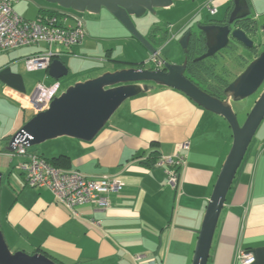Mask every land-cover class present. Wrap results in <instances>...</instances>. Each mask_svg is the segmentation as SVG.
I'll return each mask as SVG.
<instances>
[{"label":"crops","instance_id":"obj_1","mask_svg":"<svg viewBox=\"0 0 264 264\" xmlns=\"http://www.w3.org/2000/svg\"><path fill=\"white\" fill-rule=\"evenodd\" d=\"M210 1L218 8L215 15L210 13L215 17L212 20H221L232 10L233 0H182V6L174 3L161 9L184 14L178 26L168 22V28L165 16V23L160 17L153 21L149 13L133 17V21L162 53L171 37L174 40L187 27L203 22L198 10ZM249 2L252 13L259 15L258 25H263L264 0ZM40 7L27 1L19 14L33 19ZM189 14L194 15L192 19L178 28ZM86 16L82 43L69 51L62 49L58 58L68 69V75L59 81L49 70L27 69L25 59L42 47H20L0 54V225L6 242L15 252L48 253L60 264H192L208 204L233 146V134L223 117L204 110L183 93L155 86L127 100L91 142L60 137L27 148L28 155L56 159L63 165L61 169L79 171L89 179H119L123 189L110 195L107 209L86 205L73 214L49 189L26 184L18 168L20 162L28 161L26 156L9 155L11 137L30 119L25 97L32 96L38 84L59 82L64 92L76 83L141 65L151 57L107 10ZM105 29L108 34L103 33ZM165 35L167 40L159 43ZM116 45H124L125 50ZM167 53V57L162 53L165 61L181 63L174 60L177 47ZM184 54L186 57V51ZM222 60L230 71L229 82L247 66L228 56ZM241 103L233 107L243 124L251 110L236 107ZM185 143L190 149L184 153ZM177 153L187 158L178 188L173 189L166 169L146 160L157 155L158 161ZM241 251L253 254L252 264H264V121L226 199L208 264H243L238 259Z\"/></svg>","mask_w":264,"mask_h":264},{"label":"water","instance_id":"obj_2","mask_svg":"<svg viewBox=\"0 0 264 264\" xmlns=\"http://www.w3.org/2000/svg\"><path fill=\"white\" fill-rule=\"evenodd\" d=\"M76 13L100 14L105 9L151 55L156 53L153 43L137 29L133 17L141 18L157 9H166L182 0H44ZM252 14L249 0H233L230 17L217 23L198 24L205 51L193 62L215 59L224 50H233L239 59L248 61L252 52L264 47V24L256 29L240 27ZM211 22V21H210ZM192 32L180 40L181 48L189 52ZM255 50V51H254ZM189 59L182 64L164 61L161 68L132 67L108 72L69 87L56 97L50 108L34 115L10 140V149L16 138H24L29 147L60 137H70L85 142L93 141L105 128L116 111L129 99L148 93L155 86L168 87L187 96L204 110L223 117L233 134V146L228 154L208 204L192 264H208L215 233L228 194L242 166L249 147L264 121V49L252 58L244 71L221 90V96L202 89L187 77ZM50 76L59 81L68 75L67 67L55 59L49 67ZM243 124L233 104L240 103L259 93ZM2 173H0V187ZM0 264H59L44 253L33 255L22 251L12 252L0 225Z\"/></svg>","mask_w":264,"mask_h":264},{"label":"built area","instance_id":"obj_3","mask_svg":"<svg viewBox=\"0 0 264 264\" xmlns=\"http://www.w3.org/2000/svg\"><path fill=\"white\" fill-rule=\"evenodd\" d=\"M19 0H0V54L20 47H42L25 59L29 71L47 70L55 59L62 54V49L69 51L82 43L86 36L83 19L78 13L67 12L46 13L34 19H26L15 11L14 5ZM212 14L216 7L208 3ZM157 66L164 63L159 52H156ZM60 83L49 86L38 84L32 96L25 97V107L34 115L50 108L53 100L59 96ZM27 142L18 137L13 143V151L9 154L26 156L28 161L20 162L18 168L24 173L26 184L32 188H47L56 197L58 203L64 205L73 214L78 207L91 205L107 209L110 206V195L123 189V183L116 177L89 179L79 171H68L50 165L37 155L27 154ZM183 152L190 149L189 143L183 145ZM186 154L160 158L155 166L166 169L168 185L177 189L181 173L186 164ZM238 259L243 264H252L255 258L251 252L241 251Z\"/></svg>","mask_w":264,"mask_h":264},{"label":"trees","instance_id":"obj_4","mask_svg":"<svg viewBox=\"0 0 264 264\" xmlns=\"http://www.w3.org/2000/svg\"><path fill=\"white\" fill-rule=\"evenodd\" d=\"M59 12H61V13L67 12V10L62 9L58 6H57V8L40 7L38 9L37 16H39L41 14H46V13H49V14L53 13L54 14V13H59ZM26 19H28V18H26ZM249 28L256 29V25L254 24V22H252L250 24ZM166 40H167V36L165 35L164 38H162V40L159 43H161V42L163 43ZM204 51H205V48H204V42H203L202 36H201V38H197V37L194 38V40H192V44L190 46L189 52H186V57L189 59V70H188V72H190V73L192 72L191 74H193L195 76V78H197V81H199L200 83L197 82L196 80H194V78L191 75L189 76L188 73H187V77L190 78L191 80H193L194 82H196L205 91H207V88H210L215 93L221 92L222 88L227 86L230 83L229 82L231 79L230 71L228 70L226 64L220 65L218 63V61H215L214 59H213L214 61L212 59H208V60H204V61L193 62V60L196 57L202 55L204 53ZM227 56L229 58L235 60V61L238 59L236 54L233 52H231V53L229 52ZM137 67H143V65L141 64V65H138ZM41 158H43V157H41ZM43 159L46 160L50 165L55 166L57 168H62V166H63L60 163V161H56V159H53V160L52 159L51 160L45 159V158H43ZM157 159H158L157 155H154L152 160H151V156H150L149 159L146 160V163H149L150 165L155 166V164H156L155 161H157ZM45 255L49 256L48 253H45ZM49 257H51V256H49Z\"/></svg>","mask_w":264,"mask_h":264},{"label":"rangeland","instance_id":"obj_5","mask_svg":"<svg viewBox=\"0 0 264 264\" xmlns=\"http://www.w3.org/2000/svg\"><path fill=\"white\" fill-rule=\"evenodd\" d=\"M27 1H29V2H33V3H35V4H40V5H42L43 7H54V8H57V5H52V4H49V3H47V2H45L44 0H19L16 4H15V11L16 12H18V13H21V7H23L25 4H26V2ZM177 3H179V1L178 2H175V4H177ZM178 6L180 5V6H182V5H184V3H179V4H177ZM261 6H263V8H264V4H261ZM183 9V8H182ZM184 10V9H183ZM200 10V11H199ZM198 10V12L200 13L199 14V16L201 17V18H204L202 21H210V20H212V19H214L215 17H213L211 14H210V11H209V9H207V8H203L202 7V9L200 8ZM221 10V9H220ZM159 12H157L156 14H148L149 15V17H150V19L151 20H155V19H157V18H159L160 17V19L162 20V21H164V16L166 17V23H165V21H164V23H165V25L167 26L168 24V22H170L171 24H173V25H175L176 24V26H178V20L184 15V14H181L180 12H178V11H176V10H174V11H172V12H164V10H158ZM104 13H107V12H104ZM160 13V14H159ZM219 13H221V11H219ZM254 13V14H253ZM252 13V15H255V12H253ZM88 14V12H85V13H78V15L83 19V21H84V24H88V19H86L85 17H87L86 15ZM158 14V15H157ZM186 14V13H185ZM188 14V13H187ZM222 14V13H221ZM220 14V15H221ZM94 15V14H93ZM219 15V16H220ZM186 16V15H185ZM194 15H192V14H189L188 15V17L183 21V22H181L180 23V25H179V27L178 28H180V27H182V25L183 24H185L188 20H190V19H192V17H193ZM218 16V17H219ZM156 17V18H155ZM155 18V19H154ZM260 21L261 22H263L264 21V16H262L261 17V19H260ZM261 25V24H260ZM168 28H169V25H168ZM176 29H177V27L174 29V31H176ZM170 31H172L173 30V27L171 28L170 27V29H169ZM164 31V30H163ZM103 33H105V34H108V32L106 31V29L105 30H103ZM102 33V34H103ZM182 36H183V34L181 33H179V36L178 37H176V39H174V40H172V37L170 38V40L169 41H167L166 43H165V45H164V48H163V55L164 56H168L167 54V52L168 51H172V53L174 52V47H177L178 48V50H179V54L177 55V57L176 58H174V60H177L178 62L180 61L181 63H173V64H182L183 62H184V60H185V54H184V50L181 48V45H180V40H181V38H182ZM173 43V44H172ZM172 44V45H171ZM169 46V47H168ZM172 46H173V49H172ZM115 48L116 49H119V48H123V50H125V48H124V45H119V47H118V45H116L115 46ZM164 50H166V51H164ZM223 52H227V50H224ZM149 55H150V53H148ZM245 54L246 55H248V53H247V51H245ZM149 59H147L145 62H146V68L147 69H153V68H155L156 67V65H155V63H151L150 61H148ZM63 84H65V83H63ZM62 91H63V88H62V90H60V92H59V95L62 93ZM259 94H260V92L259 93H257L256 95H253V96H251L250 98H248V99H246V100H244L241 104H236V107H240L242 110H245L246 112H248L249 110H251L252 108H253V106H254V104H255V102H256V100H257V98H258V96H259ZM239 118H240V120L242 121V122H244V116L243 115H241L240 114V116H239ZM48 145H50V144H48ZM32 148H34V147H32ZM34 150V149H33ZM10 249H11V247H10ZM11 251L12 252H15V250L14 249H11Z\"/></svg>","mask_w":264,"mask_h":264},{"label":"flooded vegetation","instance_id":"obj_6","mask_svg":"<svg viewBox=\"0 0 264 264\" xmlns=\"http://www.w3.org/2000/svg\"><path fill=\"white\" fill-rule=\"evenodd\" d=\"M208 3H212V1H210V2H208ZM208 3L205 5V7L207 8V5H208ZM208 9V8H207ZM210 11V10H209ZM232 11V10H231ZM231 11L230 12H228V13H226L225 15H224V17L221 19V20H211V22L209 21V22H206V21H203V22H196V23H194L193 25H191V26H189V27H187V29H185V31H184V34H186L188 31H191L193 34H192V40H194V38H201V36H202V33H201V31H199L198 30V28H197V26H198V24H208V23H217V21H226V20H228L229 19V17H230V13H231ZM218 12V8H216V12L214 13V14H212L211 12V14L212 15H215L216 13ZM258 17H259V15L258 14H256V15H252L251 14V16L245 21H242L240 24H239V26L240 27H244V26H250V24L252 23V22H254V24L256 25V27L258 26ZM259 26H262V25H260L259 24ZM183 34V35H184ZM153 37H154V34L152 35ZM200 36V37H199ZM183 37V36H182ZM160 38V37H159ZM203 38V37H202ZM191 44H192V41H191ZM191 44H190V46H191ZM154 45V44H153ZM155 46V45H154ZM155 48H156V46H155ZM264 49V47H262V48H260L259 50H257V51H255V52H252L250 55L248 54L247 56H248V61L247 62H245V63H247V66H248V64H249V62H250V60L252 59V58H255V57H257L258 56V54L262 51ZM156 52H159L160 53V56H161V60L164 62L165 60H164V58L162 57V53H161V49H157L156 48ZM190 50V49H189ZM231 53V52H233V50H227V52H221L214 60L215 61H218V63L220 64V65H222V64H224V60H222V58L223 57H225V56H227L228 55V53ZM155 54H157V53H154L153 55H151V57L149 58V60L148 61H150L151 63H155V65H156V67L155 68H161L162 66H163V64H162V66H157V58H156V55ZM199 57V56H198ZM186 58V57H185ZM197 58V57H196ZM195 58V59H196ZM213 60V59H212ZM213 60V61H214ZM222 60V61H221ZM237 61H239V64L241 63V64H244V61L243 60H241V59H239V57H238V59H237ZM242 61H243V63H242ZM240 64V65H241ZM142 65H143V67L142 68H144V67H146V62L145 63H142ZM246 66V67H247ZM48 70V69H47ZM188 70H189V64H188V67H187V72H186V74L188 73V75L190 76H192L193 78H194V80H196L197 81V78H195V76L193 75V74H191L190 72H188ZM197 82H199V81H197ZM200 83V82H199ZM201 87V86H200ZM206 87V86H205ZM207 88V87H206ZM207 92H209V93H211V94H213V95H217V96H221L222 94H221V92H218V93H215L214 91H212V89H210V88H207ZM29 147V146H28ZM27 147V148H28Z\"/></svg>","mask_w":264,"mask_h":264}]
</instances>
